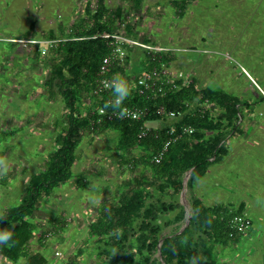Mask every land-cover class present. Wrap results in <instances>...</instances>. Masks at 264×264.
<instances>
[{"label": "rangeland", "instance_id": "obj_1", "mask_svg": "<svg viewBox=\"0 0 264 264\" xmlns=\"http://www.w3.org/2000/svg\"><path fill=\"white\" fill-rule=\"evenodd\" d=\"M97 1L0 0V214L19 205L30 176L45 169L49 155L57 148L56 135L66 124L61 97L55 88L44 85L54 67L48 46L42 43L63 40L73 25L86 19L85 8L95 9ZM183 1L189 6L182 7ZM199 1L197 4V0H104V4L112 12L121 11L118 32L122 36L170 49L173 52L168 65L172 70H185L192 82L198 78L196 69H200L196 60L209 56L210 52L217 64L213 68L206 66V70L226 68L234 78L242 76L243 82L245 68L257 79L255 69L264 71V0ZM126 26L132 31H127ZM199 35L209 43L202 45ZM132 48H126V58L115 73L125 78L130 87L141 71L148 68L143 50L136 56L140 61L133 62L129 56ZM186 50L193 57L187 67L182 62ZM223 56L233 58L235 70ZM248 80L259 93L253 80L250 77ZM194 84L197 87L196 81ZM236 86L240 89L242 84ZM88 98L82 99V113L88 109ZM212 112L216 116L221 114L215 105ZM240 116L245 117V113ZM254 116H264L263 111L257 109ZM150 124L153 128L157 122ZM117 146L118 135L114 131L83 134L76 150L73 179L54 189L35 208L32 221L39 229L28 246L32 254L40 252L48 264L71 261L97 264L102 245L88 238V225L104 205L115 204L127 194L132 180L143 172L141 166L130 162L144 151L123 152ZM78 181H82L83 187L79 188ZM146 192L151 196L146 205L160 202L180 206L181 192L177 196L170 191L160 194L151 188ZM189 196L186 185L184 200L181 197L186 207ZM178 211L162 214L158 223L173 219ZM56 219L62 220L59 233L51 228ZM42 233L45 241L41 245L38 237ZM263 246L261 240L257 241L254 253L263 255ZM254 262L261 264L262 259Z\"/></svg>", "mask_w": 264, "mask_h": 264}, {"label": "trees", "instance_id": "obj_2", "mask_svg": "<svg viewBox=\"0 0 264 264\" xmlns=\"http://www.w3.org/2000/svg\"><path fill=\"white\" fill-rule=\"evenodd\" d=\"M181 6L185 7L186 4ZM85 16V20L70 28L63 40L56 43L52 41L47 48L54 69L44 85L55 88L61 97L66 111V124L56 135L57 148L49 155L45 169L30 176L19 205L0 214V228L12 229L15 241L12 246H0V264H18L21 260H24L22 264H48L40 252L32 254L28 249L39 229L32 221L35 208L41 199L50 197L54 189L73 179L72 168L83 134L108 130L117 133L119 150L144 151L141 157L130 162L133 166H141L143 172L132 180L127 194H123L115 204L104 205L97 218L88 225V238L98 241L103 247L97 264H161L154 257L161 239L160 252L164 264H193L194 258L198 264H219L213 249L215 246L227 248L236 243L239 236H229L228 221L234 214L240 213L225 207H206L191 194V189L212 163L220 162L227 154L223 141L228 133L235 130L240 119L237 98L223 92L198 90L194 82L154 100L146 99V96H140L132 90L124 106L146 109L148 114L144 120L96 124V116H90L89 113L82 115L81 102L91 97L102 60L111 54V40L102 36L118 33L121 11L112 12L105 7L104 0H98L95 9L85 8ZM125 28L132 31L129 26ZM146 57L147 70L157 65L150 57ZM169 60V55H165L160 61L168 63ZM119 67L121 65L115 62L111 74H115ZM110 93L102 94L100 99L94 98L92 108L103 106L110 99ZM199 96L213 103L221 114L213 118L209 114L201 116L196 112L191 106L198 101ZM159 106L182 114V118L172 124L176 130L191 127L194 133L170 146L160 164H154L152 158L162 149L166 140L165 126L161 124L159 129L143 138L139 135L147 123L161 120V116L156 113ZM191 169L187 182L190 223L179 235H175L185 221L184 210L171 203L146 205L151 197L146 190L151 188L160 194L170 191L177 196L182 191V176ZM78 186L83 187L82 181H78ZM176 209L179 211L173 219L165 220L162 225L158 223L162 214ZM61 226L60 219L51 222V228L56 233L61 232ZM167 230L168 234L163 236ZM44 235L42 233L38 237L41 245L45 241ZM113 250L117 251L115 255ZM64 264L76 263L71 261Z\"/></svg>", "mask_w": 264, "mask_h": 264}, {"label": "crops", "instance_id": "obj_3", "mask_svg": "<svg viewBox=\"0 0 264 264\" xmlns=\"http://www.w3.org/2000/svg\"><path fill=\"white\" fill-rule=\"evenodd\" d=\"M180 3L189 6L187 1ZM198 3H200L199 0H197ZM199 37L202 45L209 43L205 41L204 36L199 35ZM207 38L209 39V37ZM141 51L137 47L130 49L129 56L133 59V62L140 61L137 60L136 56ZM186 51L187 54L182 61L185 67L189 66L193 60V57L189 55V50ZM200 52L198 51V53ZM210 55H213V53L210 52ZM210 55L196 60L200 67L199 70L196 69L198 76L195 80L197 83L196 88L198 90H212L213 92L223 91L228 95L239 98L241 104H238L237 107L239 113H245V117L240 116L235 130L228 133L224 139L223 143L227 151L225 157L220 162L210 165L204 176L193 185L191 192L206 207H225L232 212L245 215L252 221V229L246 235L239 237L236 243L227 248L214 247L213 254L219 264H255L254 261L257 259H262L261 264H264V253L263 255H260L258 251L254 253L256 242L261 240L264 243V116H254L257 109H261L264 114V99L251 87L248 80L250 77L258 83L259 88L264 89V71L255 69V77H258L255 79L243 67L249 77L244 74L242 82L240 80L242 76L234 78L233 74L228 72L226 68L224 70L217 69L216 71L209 68L206 70V66L213 68L217 64V60L213 56L210 57ZM169 57L172 59V55ZM223 57L228 60L226 63L232 65L235 70L236 67L232 63L233 58ZM262 62L264 67V59H262ZM144 71L142 70L141 74ZM179 72L186 73L185 70ZM238 84H242L240 89L239 86H236ZM213 117H217L215 113H213ZM150 126L151 124L148 125L149 128ZM158 127L159 124L157 123L153 129ZM180 201L179 204L185 213L184 201L181 197ZM166 234H168V230L163 232L162 235L165 236ZM154 257L158 259L157 254ZM136 264H139V262H136Z\"/></svg>", "mask_w": 264, "mask_h": 264}, {"label": "built area", "instance_id": "obj_4", "mask_svg": "<svg viewBox=\"0 0 264 264\" xmlns=\"http://www.w3.org/2000/svg\"><path fill=\"white\" fill-rule=\"evenodd\" d=\"M103 38L111 40L109 45L112 47L111 54L105 57L102 60V63L99 68L98 81L95 88L91 92V97L88 98V109L82 113L83 116H86L88 113L90 116H96V124H101L102 122H112V121H131L139 122L146 118L148 111L146 109H139L137 107H128L125 106L126 112L123 116L113 110H104L103 106H98L92 108V103L94 98H99L102 94L110 93L111 90L108 87L110 81L116 76L111 74V69L115 62H118L119 65H122L126 58V46L127 47H137L145 52V54L151 58L152 61L156 62V66L144 71L134 82L132 90L140 96H146V99H156L164 98L168 93L178 91L182 87L188 86L192 83L191 78L183 72L172 70L168 63H164L161 58L165 55L171 56L170 49L154 47L150 45H145L135 40L128 39L122 36L119 32L112 35H103ZM52 41H43L42 44L50 46ZM245 73V71H244ZM245 75H247L245 73ZM252 84L258 89L259 93L264 99V91H262L254 81ZM108 99L106 102H108ZM191 107H194L196 112L201 116L209 114L213 117V107L214 104L199 96L198 101L194 102ZM161 116V120L157 123L159 124L158 128H149L146 124L145 130L140 132L139 137L143 138L147 134H150L152 131L159 129L161 124L165 126V135L166 140L162 149L152 158L154 164H160L163 156L166 154L170 146L182 140L186 135H192L194 129L191 127H182L180 130H176L172 125L175 121L182 118L181 113H176L173 111H168L164 106H159L156 112ZM214 118V117H213ZM228 227L230 230V237H241L246 235L252 229V221L243 214H234L228 221Z\"/></svg>", "mask_w": 264, "mask_h": 264}, {"label": "clouds", "instance_id": "obj_5", "mask_svg": "<svg viewBox=\"0 0 264 264\" xmlns=\"http://www.w3.org/2000/svg\"><path fill=\"white\" fill-rule=\"evenodd\" d=\"M111 90L110 100L103 105L104 110H113L123 116L126 112L124 102L130 97L132 89L129 86V82L120 75H116L108 84ZM13 230L6 227L0 228V246L14 245ZM114 255L116 250H113ZM193 264H198L196 258L193 259Z\"/></svg>", "mask_w": 264, "mask_h": 264}, {"label": "water", "instance_id": "obj_6", "mask_svg": "<svg viewBox=\"0 0 264 264\" xmlns=\"http://www.w3.org/2000/svg\"><path fill=\"white\" fill-rule=\"evenodd\" d=\"M192 172V169L191 170H189L187 173H185L183 176H182V179H181V181H182V191H181V197H182V199L184 200V196H185V186L187 185V181H188V179H189V177H190V173ZM185 221H184V225L180 228V230L175 234V235H179L186 227H188V225H189V221H190V217H191V215H190V209H189V207H186L185 206ZM163 242V239H161L160 241H159V244H158V248H157V256H158V259H159V261H160V263L161 264H164V262L162 261V257H161V252H160V245H161V243Z\"/></svg>", "mask_w": 264, "mask_h": 264}]
</instances>
